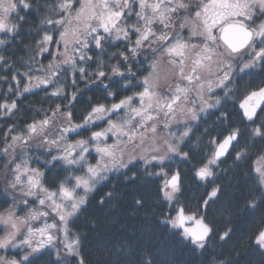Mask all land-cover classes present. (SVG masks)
Wrapping results in <instances>:
<instances>
[{"label": "snow or ice", "instance_id": "1", "mask_svg": "<svg viewBox=\"0 0 264 264\" xmlns=\"http://www.w3.org/2000/svg\"><path fill=\"white\" fill-rule=\"evenodd\" d=\"M31 14L26 56L4 55ZM40 93V107L25 103ZM0 121V264H86L90 197L138 173L158 181L164 228L204 255L233 234L208 217L222 176L248 164L259 195L244 207L264 205V0H0ZM189 170L198 197L186 195ZM244 241L264 253V214ZM129 264L156 262L144 248Z\"/></svg>", "mask_w": 264, "mask_h": 264}, {"label": "trees", "instance_id": "2", "mask_svg": "<svg viewBox=\"0 0 264 264\" xmlns=\"http://www.w3.org/2000/svg\"><path fill=\"white\" fill-rule=\"evenodd\" d=\"M39 2L48 3L50 0ZM21 15L24 13L21 12ZM27 19L29 23L23 25L22 34L3 53L4 55L13 59L17 56H26L20 49L24 45H31L33 38L29 30L34 29L39 23L36 14L29 15ZM21 41L23 43H20ZM248 80L249 78L245 77L243 81H238L241 92L247 86ZM259 82V75L257 79L251 81L252 85ZM99 94L98 89L87 93L88 96ZM42 96V93L29 96L25 103L40 107ZM240 98L241 94L238 92L235 99L239 102ZM227 109L231 110L232 117L239 121L240 113L236 106L229 103ZM196 135H201V132L198 130ZM2 163L3 161H0V164ZM232 165L233 161L229 158L221 167L227 169ZM178 166L188 168V165ZM247 171L248 164H241L217 181L224 183L226 190L208 211V217L219 232L231 227L233 234L231 239L225 241L214 237L210 242L211 247L204 255L198 253L193 255L190 244L177 239L160 223L159 213L163 205L158 203L155 191L158 181L145 178L142 173H138L132 180H126L122 175H113L109 182L90 197V202L78 221V230L86 234L84 241L86 264H129L144 248L152 253L156 264H209L213 258L217 261H231V264H264V253L259 251L253 242L244 241L247 225L264 214V205L254 211L244 207L246 199L251 194L259 195L254 178L245 175ZM133 172H137V169L133 168L127 175L131 177ZM185 183L188 186L186 190L188 197H198L205 191L204 186L193 178L190 170L185 173ZM108 191L115 192L116 198L100 205L99 198ZM134 197L145 201L143 209L134 206ZM49 259L44 257L42 264H47ZM51 259H54V256Z\"/></svg>", "mask_w": 264, "mask_h": 264}, {"label": "rangeland", "instance_id": "3", "mask_svg": "<svg viewBox=\"0 0 264 264\" xmlns=\"http://www.w3.org/2000/svg\"><path fill=\"white\" fill-rule=\"evenodd\" d=\"M0 235H3V232Z\"/></svg>", "mask_w": 264, "mask_h": 264}]
</instances>
